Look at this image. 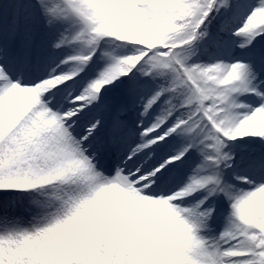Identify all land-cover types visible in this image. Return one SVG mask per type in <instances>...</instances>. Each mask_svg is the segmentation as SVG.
Instances as JSON below:
<instances>
[{
    "label": "snow or ice",
    "instance_id": "1",
    "mask_svg": "<svg viewBox=\"0 0 264 264\" xmlns=\"http://www.w3.org/2000/svg\"><path fill=\"white\" fill-rule=\"evenodd\" d=\"M0 264H264V0H0Z\"/></svg>",
    "mask_w": 264,
    "mask_h": 264
}]
</instances>
